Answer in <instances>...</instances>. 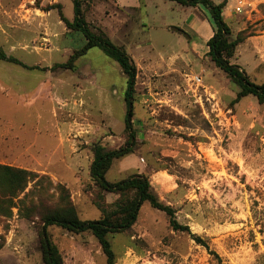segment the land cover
Here are the masks:
<instances>
[{"label":"rangeland","instance_id":"374dc122","mask_svg":"<svg viewBox=\"0 0 264 264\" xmlns=\"http://www.w3.org/2000/svg\"><path fill=\"white\" fill-rule=\"evenodd\" d=\"M211 1L225 2L223 16L232 38L239 32L244 37L230 62L250 82L264 83V0H245L239 14L234 8L240 0ZM82 14L91 32L123 48L136 67L135 151L112 161L106 182L145 176L177 222L209 249L173 232L163 213L143 204L130 229L107 238L115 264H264V107L252 96L233 103L237 88L215 68L206 45L190 41L184 21L193 16V27L196 16L208 19V13L164 0H89ZM60 15L72 21L73 0H0V50L27 67L0 62V111L11 110L10 101L15 106L16 84L23 90L17 113L3 115L18 127L24 145L21 155L15 143L1 138L0 165L45 177L35 180V188L28 186L26 205L41 201L44 209L56 208L61 186L78 218L94 221L100 213L89 175L92 150L95 145L117 150L125 143L126 78L98 48L73 70L54 68L84 44ZM192 76L201 77L216 106L205 103L202 91V107L198 104L188 83ZM117 199L104 195L108 205ZM22 214L20 205L12 209L9 219L19 221L18 227L0 229L5 240L0 264H42L40 224ZM13 230L18 253L5 246ZM47 233L63 264H106L91 234L56 226Z\"/></svg>","mask_w":264,"mask_h":264},{"label":"trees","instance_id":"16d2710c","mask_svg":"<svg viewBox=\"0 0 264 264\" xmlns=\"http://www.w3.org/2000/svg\"><path fill=\"white\" fill-rule=\"evenodd\" d=\"M88 1L73 0V18L71 22L60 15V20L67 30L82 35L84 44L79 49L72 51L66 63L56 65L54 68L73 70L78 59L85 56L89 50L98 48L104 56L119 66L120 71L126 78L124 131L127 138L125 143L117 150L110 151L100 145H95L92 150L93 159L90 164L89 175L97 191L94 205L100 213V218L94 221H81L74 206L66 200V191L61 186H57V190L60 191V199L56 208L44 209L41 206V201L37 203L29 202L26 205L29 192H25L28 186L33 183L32 188H35V180L39 178L42 181L45 177H39L36 173L23 169L0 165V225L3 231L7 232L8 226L5 221L11 217L12 209L20 205L23 209L22 218L28 221L36 218L40 224L37 236L42 264H63L57 247L51 242L47 233L48 227L53 226L71 234L78 235L85 232L91 234L98 242L105 256L106 264H115V256L107 239L108 236L130 229L137 220L140 207L143 204H148L150 208L166 216L168 226L173 232L185 233L195 244L208 251L206 242L191 234L187 226L179 224L175 218L174 210L159 201L145 176L135 174L117 183H108L105 180V174L113 160L124 158L135 151L136 137L132 127V98L136 67L123 48L113 46L101 32L93 33L90 31L82 14V5ZM164 1L174 2L186 8L199 6L208 13L213 34L206 42L207 56L215 68L222 72L229 82L237 88L233 103H238L241 99L252 96L256 99L258 105L264 107V83L256 85L250 82L245 71L230 62L234 58L236 48L244 41V37L242 32H239L235 38H232L231 30L223 18L225 2L215 5L211 0ZM0 62L27 68L18 60L6 56L1 50ZM106 194L117 195L118 199L113 204L108 205L104 202V195ZM4 244V237L0 235V249ZM209 253L220 261L215 253L211 251Z\"/></svg>","mask_w":264,"mask_h":264},{"label":"crops","instance_id":"0c3cea01","mask_svg":"<svg viewBox=\"0 0 264 264\" xmlns=\"http://www.w3.org/2000/svg\"><path fill=\"white\" fill-rule=\"evenodd\" d=\"M196 18L199 21V22H197V21L195 22L196 25L198 26V28H195L196 25H193V27H191V24H192L191 21L193 19V16H189L186 19V21H184L183 26L189 32V36L191 38V40H190L191 42L199 41L200 43H203L204 45H206V42L211 38V36L213 34L211 25H210L208 19L206 17H203V15H202V17L196 16ZM223 18H224V16H223ZM224 20H225V18H224ZM227 25L229 26L228 23H227ZM192 28H193V30H192ZM194 48H195V45L193 46V50H194ZM80 60L81 59H78L76 61V66H78V62ZM15 86H16L15 91H14L15 106L13 105L14 103H12L10 101V109L11 110H9L8 108H5L2 111H0V121H2V123H3L2 127L0 126V139L2 138V140L6 144H9V143H12L13 144V143H15V150L17 148H19L18 150L21 152V155H22L23 146H24L23 145V137L20 135L18 127L14 128V125L12 124V122H9V121L6 122L4 120V116L5 115H3V113L6 110H8L9 112H11L12 114L13 113H17V110L16 109L19 106L22 105L20 103V101L23 100V90L21 88V85H19V87H18L17 84H16ZM3 92H4V88H3L2 84L0 83V95H2ZM18 100H19V104H18ZM4 103H6V102L4 101ZM14 108H15V110H14ZM5 166H7V165H5ZM5 222H6V224H7L8 227L9 226H16V227H18L17 224H18L19 221H14V218H13V219H7ZM1 227L2 226L0 225V229H1ZM14 231L15 230H13V232H8V234H7V240H6V245L5 246L8 247V248L9 247L12 248V250L15 253H18V248L19 247L18 246H15V245L13 246V242H14ZM19 263H20V261H19Z\"/></svg>","mask_w":264,"mask_h":264},{"label":"built area","instance_id":"2783aa9c","mask_svg":"<svg viewBox=\"0 0 264 264\" xmlns=\"http://www.w3.org/2000/svg\"><path fill=\"white\" fill-rule=\"evenodd\" d=\"M245 5H246L245 0L238 1L237 5L234 8V11L238 14L241 13L243 11V8L245 7ZM188 83L192 88H194V90L191 91L194 98L197 97V95H198V98H199L198 104L201 107H202V102H201L202 95L199 93L200 91L203 92L204 101L206 104H209L211 107L216 106V103H215L213 96L203 87L201 77L192 76L188 79Z\"/></svg>","mask_w":264,"mask_h":264},{"label":"water","instance_id":"95a60500","mask_svg":"<svg viewBox=\"0 0 264 264\" xmlns=\"http://www.w3.org/2000/svg\"><path fill=\"white\" fill-rule=\"evenodd\" d=\"M172 32H178L179 30L178 29H176V28H171L170 29ZM188 37V36H187Z\"/></svg>","mask_w":264,"mask_h":264}]
</instances>
